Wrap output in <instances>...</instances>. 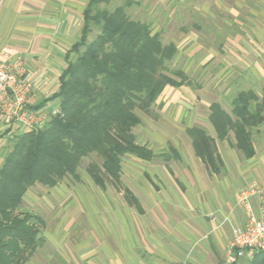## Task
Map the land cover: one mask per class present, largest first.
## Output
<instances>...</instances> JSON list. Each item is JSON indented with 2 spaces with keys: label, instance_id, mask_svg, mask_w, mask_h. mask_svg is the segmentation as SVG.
Here are the masks:
<instances>
[{
  "label": "crops",
  "instance_id": "1",
  "mask_svg": "<svg viewBox=\"0 0 264 264\" xmlns=\"http://www.w3.org/2000/svg\"><path fill=\"white\" fill-rule=\"evenodd\" d=\"M89 2L0 0V60L24 59L34 84L31 109L37 114L58 108L52 97L59 92L68 53L80 40ZM226 12L239 24L229 44H238L237 51L252 58L240 68L264 80V0H228ZM193 116L198 120L197 113ZM206 122L223 164L220 173L196 155L191 139L192 155H180L172 146L174 161L164 153L152 161L132 157L146 166L128 186L137 204L97 206L89 200L80 221L67 215L58 228L61 237L47 238L54 251L40 247L26 264H226L233 227L246 220L238 203L242 191L256 190L249 202L255 217L264 219V144L250 158L237 156L219 146L209 116ZM193 127L208 131L198 123L187 129ZM13 134L0 122V167ZM251 260L244 256L235 264Z\"/></svg>",
  "mask_w": 264,
  "mask_h": 264
},
{
  "label": "trees",
  "instance_id": "2",
  "mask_svg": "<svg viewBox=\"0 0 264 264\" xmlns=\"http://www.w3.org/2000/svg\"><path fill=\"white\" fill-rule=\"evenodd\" d=\"M114 1L90 0L80 40L68 53L59 92L52 97L57 111L39 128L11 138L0 167V264H26L42 245L40 219L21 212L32 187L54 188L68 176L79 180L78 169L92 154L102 160L104 175L120 184L125 156L146 161L156 157L136 142L133 128L142 123L138 109L149 110L167 87L193 85L183 71H173L178 79L165 74L177 46L164 45L150 24L128 16L132 0L109 9ZM232 107L229 114L212 103L209 122L220 141L234 133L235 147L250 158L255 154L252 129L264 123V99L260 102L252 90L240 92ZM187 135L196 155L220 173L223 164L209 132L193 127ZM90 176L106 189L99 170L93 167ZM125 195L129 205L137 204L131 191ZM248 264H264V251Z\"/></svg>",
  "mask_w": 264,
  "mask_h": 264
},
{
  "label": "rangeland",
  "instance_id": "3",
  "mask_svg": "<svg viewBox=\"0 0 264 264\" xmlns=\"http://www.w3.org/2000/svg\"><path fill=\"white\" fill-rule=\"evenodd\" d=\"M227 1L132 0L133 4L127 10L132 20L150 24L153 33L160 34L164 45L177 46L178 54L168 64L165 74L178 79L173 71L180 70L193 82L192 86L181 89L167 87L149 110L137 111L142 123L133 128L136 142L147 146L156 157L164 153L174 161L175 152L184 156L188 153L192 155L186 129L194 123L204 126L210 135L215 136L206 122L212 103L219 104L232 114V101L240 92L252 90L260 102L264 99V80L240 68L248 61L252 62V58L243 57L241 51H237L238 44H229L235 39L232 35L235 34V26L239 24L227 14ZM125 2L116 0L109 9ZM212 54L215 57L201 66V62H206ZM183 101L193 109L183 108ZM181 109L186 111L181 112ZM195 113L198 114V120L193 116ZM251 134L254 147L261 148L264 144V123L252 129ZM218 143L222 149H231L237 156H243L235 147L234 133ZM172 146L176 148L175 152ZM132 157L135 156L127 155L122 160L120 184L104 175L102 160L92 154L82 161L78 169L79 180L68 176L54 188L43 185L32 187L24 198L21 212H29L40 219L41 225L38 228L42 245L38 248L46 247L45 253L54 251L47 245V238L61 237L58 228L67 215H72L69 221H80L81 210L89 200L97 206L104 203L128 205L125 192L138 177L137 174H142L146 168L144 163ZM93 167L104 176L105 190L98 187L91 178L90 169Z\"/></svg>",
  "mask_w": 264,
  "mask_h": 264
},
{
  "label": "built area",
  "instance_id": "4",
  "mask_svg": "<svg viewBox=\"0 0 264 264\" xmlns=\"http://www.w3.org/2000/svg\"><path fill=\"white\" fill-rule=\"evenodd\" d=\"M33 81L27 76L22 57L13 62L0 60V122L14 133L39 128L48 119L31 109ZM256 190L242 191L238 203L243 207L246 220L233 227V238L228 247L226 264H235L240 258H254L264 251V219L255 217L249 197Z\"/></svg>",
  "mask_w": 264,
  "mask_h": 264
}]
</instances>
